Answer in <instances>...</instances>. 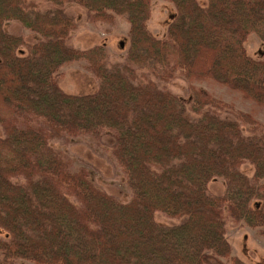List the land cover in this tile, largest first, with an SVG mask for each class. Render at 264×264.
<instances>
[{"label":"trees","instance_id":"1","mask_svg":"<svg viewBox=\"0 0 264 264\" xmlns=\"http://www.w3.org/2000/svg\"><path fill=\"white\" fill-rule=\"evenodd\" d=\"M0 0V264H222L227 224L264 236V50L247 55L255 34L264 47V0H167L175 9L164 40L148 30L150 0ZM83 6L94 21L122 17L130 44L122 65L104 45L75 50L73 17ZM38 34L26 55L7 22ZM82 60L97 92H62L60 68ZM135 67H146L139 76ZM181 74L188 100L160 86ZM150 75L152 77H150ZM158 80V82L154 79ZM225 87L251 102L239 112L194 84ZM106 138L132 192L120 203L99 191L85 170L53 147L72 137ZM254 167L252 178L241 166ZM226 191L213 196L210 181ZM155 212L181 218L161 226Z\"/></svg>","mask_w":264,"mask_h":264},{"label":"rangeland","instance_id":"2","mask_svg":"<svg viewBox=\"0 0 264 264\" xmlns=\"http://www.w3.org/2000/svg\"><path fill=\"white\" fill-rule=\"evenodd\" d=\"M34 2L39 11H46L51 4L45 0H25ZM205 6L207 0H197ZM66 14L73 17L76 29L70 33L69 44L78 51H86L95 46L104 45L108 54V63L122 65L129 48V24L119 16H114L111 23L94 21L88 11L77 3L63 5ZM174 5L167 0H150V18L147 23L149 32L159 40H164L169 23L175 15ZM4 32L23 37L24 44L19 48V55H26L29 47L40 41L41 37L25 29L19 22H7L3 26ZM244 47L248 56L260 59L263 55V44L260 39L251 34L247 37ZM82 60L69 61L62 65L60 73L62 78L58 81L59 89L68 95L85 96L97 92L98 81L86 70ZM142 80V74H148L146 67H135ZM150 77H152L150 75ZM154 79V76L153 78ZM156 80V79H154ZM158 82V80H156ZM159 83V82H158ZM194 84V83H193ZM174 95L188 100L190 97V84L181 74L165 83H159ZM209 92L216 99L225 104L233 105L239 112H249L253 109L251 102L244 100L239 94L230 92L225 87L214 84H194ZM255 118L264 123V110L255 108ZM0 128V136H2ZM106 138L101 141L89 135L72 137L67 145L54 142V148L63 151L72 161L74 171L85 170L88 179L101 192L111 196L120 203L129 202L132 192L128 188L124 172L114 159L111 148L106 143ZM241 172L252 178L254 167L250 163L241 166ZM264 181V179H263ZM208 192L213 196H222L226 191V182L216 178L207 185ZM154 221L161 226L180 224L183 219L170 217L161 212H155ZM225 240L229 246L228 257H218L222 264H264V236L256 229L242 224H227L225 227ZM16 264H39L25 260H15ZM43 264H63L61 261L49 260Z\"/></svg>","mask_w":264,"mask_h":264}]
</instances>
